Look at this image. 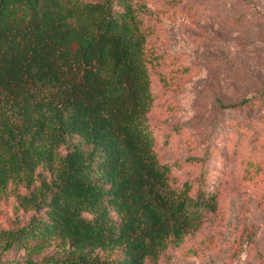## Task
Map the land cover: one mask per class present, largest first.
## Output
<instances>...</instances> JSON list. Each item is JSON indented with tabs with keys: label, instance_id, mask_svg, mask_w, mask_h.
Here are the masks:
<instances>
[{
	"label": "trees",
	"instance_id": "16d2710c",
	"mask_svg": "<svg viewBox=\"0 0 264 264\" xmlns=\"http://www.w3.org/2000/svg\"><path fill=\"white\" fill-rule=\"evenodd\" d=\"M147 12L142 0H0V198L34 212L0 229V264L155 263L217 210L157 157Z\"/></svg>",
	"mask_w": 264,
	"mask_h": 264
},
{
	"label": "rangeland",
	"instance_id": "374dc122",
	"mask_svg": "<svg viewBox=\"0 0 264 264\" xmlns=\"http://www.w3.org/2000/svg\"><path fill=\"white\" fill-rule=\"evenodd\" d=\"M142 1L157 157L173 186L187 181L218 204L147 264H264V0ZM33 214L0 198V229Z\"/></svg>",
	"mask_w": 264,
	"mask_h": 264
}]
</instances>
